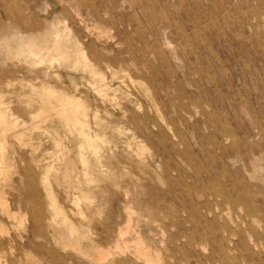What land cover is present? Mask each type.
<instances>
[{"label":"rangeland","instance_id":"obj_1","mask_svg":"<svg viewBox=\"0 0 264 264\" xmlns=\"http://www.w3.org/2000/svg\"><path fill=\"white\" fill-rule=\"evenodd\" d=\"M0 225V264H264V0H0Z\"/></svg>","mask_w":264,"mask_h":264},{"label":"bare ground","instance_id":"obj_2","mask_svg":"<svg viewBox=\"0 0 264 264\" xmlns=\"http://www.w3.org/2000/svg\"><path fill=\"white\" fill-rule=\"evenodd\" d=\"M67 36V35H66ZM84 54H82V52H80V51H76L75 53H74V57L76 58V61H78V62H81L82 63V67L84 68V70L85 69H87V70H89V71H91V73L93 72V70L91 69V66L89 65V63L86 61V59H85V57L86 56H83ZM61 56V55H60ZM59 56V57H60ZM69 57L71 58V56H62V58L63 59H69ZM61 58V57H60ZM74 63H76V62H74ZM91 64V63H90ZM94 68V67H93ZM95 69V68H94ZM97 72V71H96ZM97 74H101V73H97ZM96 75V74H95ZM95 75H93L94 77H96ZM103 76V75H102ZM71 78V77H70ZM98 78V77H97ZM99 80H101L100 78H98ZM73 81V80H72ZM44 89H46L45 90V92H47V89H49V88H44ZM53 90V89H52ZM54 91V90H53ZM53 91H51V92H53ZM50 92V91H49ZM54 94V93H53ZM61 97H63V96H61ZM64 98V97H63ZM63 98H61V99H63ZM66 98V97H65ZM64 98V99H65ZM71 98V97H70ZM67 99H68V96H67ZM74 99V98H73ZM68 100H70V99H68ZM71 100H72V98H71ZM76 100H77V98H76ZM73 102V101H72ZM79 102V101H78ZM61 105L63 106V109L60 111V113H61V115H63V116H65V119H66V121L67 122H72V123H76V122H78V117H77V114L79 113V108H78V106H76L74 103H71V101H62L61 102ZM78 105V104H77ZM81 109V108H80ZM79 115V114H78ZM85 116V115H84ZM86 117V116H85ZM81 121V120H80ZM85 123V122H84ZM84 123H83V125H84ZM67 130V129H66ZM100 162V161H99ZM85 165V164H84ZM2 169V168H1ZM132 221V220H131ZM1 226V225H0ZM75 229H73V231H74ZM142 241V240H141ZM141 241H140V243H141ZM142 244H143V241H142ZM143 246V245H142ZM141 246V247H142ZM139 247V246H138ZM140 247V248H141ZM145 247V246H144ZM145 249V248H144ZM146 249H147V247H146ZM149 249V248H148ZM140 250V249H139ZM141 251V250H140ZM142 251H143V249H142ZM144 253H147V250L146 251H144Z\"/></svg>","mask_w":264,"mask_h":264}]
</instances>
